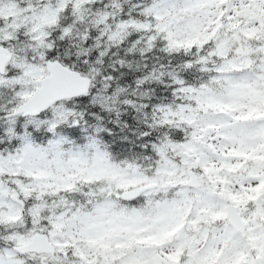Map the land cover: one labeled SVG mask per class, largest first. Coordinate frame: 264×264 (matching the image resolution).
I'll list each match as a JSON object with an SVG mask.
<instances>
[{
	"label": "snow or ice",
	"instance_id": "6c2138e0",
	"mask_svg": "<svg viewBox=\"0 0 264 264\" xmlns=\"http://www.w3.org/2000/svg\"><path fill=\"white\" fill-rule=\"evenodd\" d=\"M0 264H264V0H0Z\"/></svg>",
	"mask_w": 264,
	"mask_h": 264
}]
</instances>
